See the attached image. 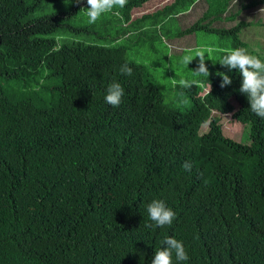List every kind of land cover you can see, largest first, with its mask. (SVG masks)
I'll use <instances>...</instances> for the list:
<instances>
[{"label":"trees","instance_id":"obj_1","mask_svg":"<svg viewBox=\"0 0 264 264\" xmlns=\"http://www.w3.org/2000/svg\"><path fill=\"white\" fill-rule=\"evenodd\" d=\"M44 1L0 0V264H152L168 237L189 256L173 254L174 264H264V119L239 92V71L221 65L226 53L184 88L191 107L180 112L121 48L57 44L73 12L33 18ZM148 1L128 0L126 27L159 26L204 3L179 36L214 33L232 50L249 48L242 12L264 5L174 0L132 20ZM255 25L264 30V20ZM255 47L264 62V43ZM220 74L232 84L221 88ZM114 82L124 89L118 108L105 102ZM224 114L246 128V143L222 134ZM153 200L175 212L170 226L150 220Z\"/></svg>","mask_w":264,"mask_h":264},{"label":"rangeland","instance_id":"obj_2","mask_svg":"<svg viewBox=\"0 0 264 264\" xmlns=\"http://www.w3.org/2000/svg\"><path fill=\"white\" fill-rule=\"evenodd\" d=\"M172 0H150L142 7L131 11V19H139L146 14L154 13ZM182 15L169 18L159 26H154L149 21L136 22L132 26L126 27L121 17V9H114L119 15L113 13L104 14L95 24L88 23L86 0H45L37 11L32 13V17H40L54 12H73L68 24L71 29H64L52 35L57 44L80 42L84 44L100 45L110 48H121L124 57L136 64L143 66L148 74L156 82L162 92L164 103L173 109L184 112L191 107L189 97L183 92L178 81L185 79L194 83L201 79L203 75L193 74L199 58H195L188 66L181 60L184 55L195 57L196 49H232L229 37L219 36L214 33H207L197 30L193 34L179 36V31L184 30L198 19L205 10V4H196ZM198 6V8H197ZM196 9V11H195ZM246 22L264 20V13L260 10H247L242 12L241 17ZM145 25L141 30L140 26ZM230 23H225V26ZM240 39L249 45L248 53L254 55L259 53L255 46L264 43V30L262 27L252 24L242 29ZM264 51V50H263ZM222 51H213L211 54L205 53L206 66L208 70L214 66ZM173 80L177 83L174 84ZM206 91V88L203 92ZM236 109L237 104L233 103ZM228 119V120H225ZM222 134L237 142H242L247 134L246 128L236 122L230 114L221 115ZM207 125H204L201 132H205ZM243 141L242 143H246Z\"/></svg>","mask_w":264,"mask_h":264},{"label":"clouds","instance_id":"obj_3","mask_svg":"<svg viewBox=\"0 0 264 264\" xmlns=\"http://www.w3.org/2000/svg\"><path fill=\"white\" fill-rule=\"evenodd\" d=\"M80 0H77L79 3ZM238 2V0H237ZM88 5L86 16L89 24H95L106 13H113L114 9H123L126 7L128 0H86ZM260 13H264V8L260 9ZM113 14L119 15V12ZM213 51H222L226 55L222 58L221 65L229 71L238 70L242 76V84L239 92L246 95L250 104V110L259 118L264 119V62L257 56L251 55L244 48L232 49H196L195 57L192 55H184L181 62L188 66L195 58H199V64L195 71H191L196 75L209 76V70L206 66L205 53L211 54ZM122 74L131 75L132 68L127 65H122L120 69ZM222 83L221 88H225L232 84L229 75L220 74ZM176 84L177 81L173 80ZM178 83L182 87H190L191 84L185 79H180ZM204 87V85H201ZM206 91L211 93V84L206 87ZM124 96V89L119 83H112L107 89L105 102L114 108H118ZM225 120H228L225 118ZM229 121V120H228ZM185 171L191 172L192 164L186 161L183 164ZM147 212L151 221L156 227L163 228L166 225L170 226L176 218L175 212L166 206L161 200H153L147 206ZM151 227L152 225H146ZM165 247L155 252L152 264H174L173 254L176 262H184L189 260V256L181 241L175 238L168 237L163 241Z\"/></svg>","mask_w":264,"mask_h":264},{"label":"crops","instance_id":"obj_4","mask_svg":"<svg viewBox=\"0 0 264 264\" xmlns=\"http://www.w3.org/2000/svg\"><path fill=\"white\" fill-rule=\"evenodd\" d=\"M173 1H174V0H172L170 3H172ZM170 3H168V4H170ZM261 8H264V5H263L262 7H260V8H258L257 10H260ZM246 11H247V10H246ZM251 11H254V10H251ZM132 20H133V19H132ZM256 21H257V20H256ZM256 21H255V22H256ZM255 22H254V23H253V22H250V23H252V24L255 25ZM252 24H251V25H252Z\"/></svg>","mask_w":264,"mask_h":264}]
</instances>
